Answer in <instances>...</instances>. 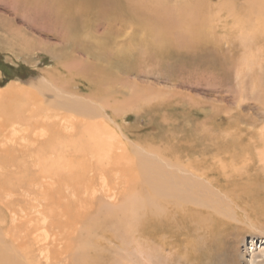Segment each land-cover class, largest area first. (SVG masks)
Returning <instances> with one entry per match:
<instances>
[{
  "label": "rangeland",
  "instance_id": "374dc122",
  "mask_svg": "<svg viewBox=\"0 0 264 264\" xmlns=\"http://www.w3.org/2000/svg\"><path fill=\"white\" fill-rule=\"evenodd\" d=\"M4 1L0 237L20 262L71 264L70 244L81 227L79 219L89 210L92 217L98 200L111 203L106 194H116L115 205L122 202L119 193L128 183L124 152L116 150L109 159L100 152L93 159L80 153L86 143L117 140L135 146L148 160L176 149L186 155L184 161H196L198 172L223 186L220 195L232 219L204 231L206 257L200 264H264V225L254 211L264 203L244 198L239 209L235 205L243 180L264 187V45L240 28L246 21L248 29L257 25L255 19L241 20L237 28L227 16L230 9L245 18L247 0H206V27L214 29L216 42L210 44L209 36L202 50L191 44L188 50L163 54L156 51L161 44L154 38L165 41L159 31L165 22L151 32L126 24L122 15H94L86 19L87 39L77 41L64 36L48 17L18 12L10 0ZM180 1L162 3L166 7ZM183 1L192 5L196 0ZM202 33L188 38L198 40L207 34ZM205 60H213L215 68H206ZM101 75L106 76L103 82ZM87 157L93 164L90 172ZM111 162L123 165L109 171ZM247 209L254 211L250 219ZM100 242L113 246L105 237ZM116 260L123 261L119 256Z\"/></svg>",
  "mask_w": 264,
  "mask_h": 264
},
{
  "label": "bare ground",
  "instance_id": "6f19581e",
  "mask_svg": "<svg viewBox=\"0 0 264 264\" xmlns=\"http://www.w3.org/2000/svg\"><path fill=\"white\" fill-rule=\"evenodd\" d=\"M10 1L12 3L10 5L18 12L27 10L26 12L35 13L39 18L48 17L53 24L60 25L65 32L64 36L77 41L87 39L85 37H87L90 26V22L86 20L87 18L94 15L104 18L122 15L127 20L126 24L143 26L151 32L158 31L159 25L162 26V23L165 22L166 27L159 30L162 34H165V41L158 35L154 38L157 45L161 44L156 47V51L161 54L165 51L188 50L191 44H195L199 49H204L205 39L209 36L211 39L210 44L216 42V38L213 36L214 29L206 27L207 24L210 26L208 23L209 15L207 16L206 13V0H196L192 5H187L188 2L181 0L176 5L166 7L162 3L165 0ZM247 5L248 13H246L245 18L236 17L233 10L230 9L227 16L231 17L232 20L234 18L233 25L236 27L241 20L255 19L257 25H252L248 29L246 27L249 23L246 21L240 25V28L242 32L245 30L250 31L249 39L251 38L256 43L264 45V0H247ZM14 12L16 13V11ZM148 23H151V25H148ZM205 31L207 34L198 40L191 41L188 38L191 33H204ZM16 35L19 37L18 34ZM20 38H23V35ZM205 61L206 68H215L212 63L213 60L211 62ZM101 76V82H103L106 76ZM115 142L117 140H104L103 142L99 140L92 145L86 143L80 147V153L85 156L89 155V158L91 156L92 159L97 152L103 153L104 158L109 159L110 154L121 149L124 152L123 155H125L123 161L127 163L125 172L128 174V177L126 176L128 183L124 181L127 185L124 191L119 193H123L122 202L119 205L114 203L116 200L115 193L113 195L106 194L108 197L112 196L113 201L111 203L113 205L100 199L95 206L92 217L89 210L87 211L88 215L79 219L81 227L77 231L76 237L71 241L72 243H69L71 264H138V258L144 260V264H200L203 257H206V251L202 250L205 242L204 231L212 225L219 226V224H225L226 221L232 219L228 211L230 209H228V205L225 200L223 202L220 195L223 186L215 185L214 182L207 179L208 175L206 173L198 172L199 165L196 161H184L186 155L178 153L176 149L162 150L160 156L158 154L154 155L156 159L148 160L139 154L137 148L130 143L125 141H122V144L121 142ZM133 152L134 157L128 159L129 153ZM89 158H85L87 171L93 165H90V161L89 164L87 163V160H90ZM98 164L104 166L103 162ZM114 164L115 162L107 163L110 168H108L109 171L123 165L116 163L114 167ZM252 172L249 173L252 174ZM258 183L260 182L256 180H254V183L243 180L240 194L237 195L238 199H236L238 201L235 202L238 209L241 203L239 200H244V198L247 201L258 202L259 206L264 203V187H261ZM257 197L259 199L261 197V200H258ZM233 210L235 211V209ZM254 211L259 217L257 220L264 225V207L256 208ZM254 211L244 210L246 218L250 219L254 215ZM222 216L226 220L221 218ZM104 237L115 248L102 245L100 239ZM149 243L152 247H149ZM116 251L118 253L126 252V255L125 253L123 255L117 254L114 258L109 253H117ZM65 255H68V253L66 252ZM118 256L123 260L122 262H117L116 258ZM56 262H59V260H56ZM0 264H22L17 254L4 245L1 237Z\"/></svg>",
  "mask_w": 264,
  "mask_h": 264
}]
</instances>
